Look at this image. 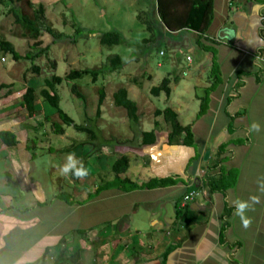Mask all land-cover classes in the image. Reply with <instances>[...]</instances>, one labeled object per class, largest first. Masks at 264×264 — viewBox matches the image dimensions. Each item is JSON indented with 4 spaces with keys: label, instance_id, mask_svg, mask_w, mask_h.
<instances>
[{
    "label": "crops",
    "instance_id": "0c3cea01",
    "mask_svg": "<svg viewBox=\"0 0 264 264\" xmlns=\"http://www.w3.org/2000/svg\"><path fill=\"white\" fill-rule=\"evenodd\" d=\"M170 35L171 37L164 36L161 40L165 46L166 43L169 44V49L180 43L183 35L190 36L187 37L190 43H187L185 55L192 56L194 62L187 65L183 57L184 60H181L179 66L180 72L182 64L188 71L193 72L196 82L190 83L189 88L194 90L195 87L207 86L208 82L204 78L208 67L202 69L203 81L195 70L204 57V61L208 60L209 53H201L195 46V33H186L180 38L176 33ZM206 35L216 41L214 48L223 76V82L210 94L208 109L201 116H197V110L188 115V119H181L179 110L182 106L179 102L182 100L173 102L177 106L174 107L170 105V96L167 98V105L159 108H172L182 125L191 126L195 145L190 147L168 144V126L162 115H158L151 122L145 121L146 127L145 122L140 126L138 120V123L133 125L137 132L134 140L117 139L115 147L119 142L123 149L112 151L114 155H111V158L106 157L105 160L107 169L110 170L113 160L120 155H127L129 167L121 177L135 181L153 177L170 179L172 182L153 189L122 192L110 187L94 193L98 185L113 177L110 175V178L104 179L100 174L101 168L94 170L95 185L90 193L88 192L91 213L96 202L109 201V204L110 200L114 199L121 203L122 199L127 201L130 195L138 194L137 200L127 213L122 212L121 203L118 206L120 209H108L107 212H110L102 221L98 218L90 224V227H98L104 222L110 223V226L103 230V234L107 235L106 231H110L112 235L106 237L105 243L102 242L106 245L105 253H108L107 264H264V194L259 193L257 185V178L264 176V0H213V20ZM159 52L160 50L158 54ZM176 53L180 54V51ZM170 61L171 59L167 58L163 63L166 62L172 67ZM172 61H176L174 57ZM177 61L180 62L179 59ZM236 73L240 74L239 85L224 109V100L236 82ZM252 121L260 123L261 131L249 135L248 126ZM155 123L158 124L155 128L156 140L151 144L138 145L141 131L154 129ZM2 130L13 132L18 140L14 146H6L0 140L1 155L3 154L6 160L7 178L2 184L12 182L14 185L15 181L21 190L27 189L35 196L34 205L45 204L42 187L29 178L32 159L26 146L35 144L29 141L28 132L18 133L17 129L8 127L7 123L1 125L0 131ZM93 147L92 151L96 152L100 166L105 157L101 156L103 153L99 146ZM195 153L199 154V158L191 163ZM221 158L220 162H216ZM209 168H212L211 174L215 176L228 170L237 171L235 184L224 192L209 191L201 184L204 173ZM190 190L198 191V197L187 203L197 212V219L191 224L176 222L174 202L177 199L182 201L183 196ZM252 194L260 196V203L246 213L251 217V224L245 228L241 219L234 215L232 201L237 198L247 200ZM2 197L5 202L10 196L5 194ZM138 199L143 204L138 205ZM59 200H56L58 204L55 203V206L60 208L59 213L61 215L62 212L63 219L59 217L56 224H61L66 216L65 204ZM148 202H153L154 205ZM168 202L172 203L173 217L164 214L159 208V205L164 207ZM140 206L143 207L142 210L149 211L148 217L143 221L139 217L142 211H138ZM226 207L230 208L228 214L224 210ZM6 212L0 204V264H39L38 261L46 248L50 249L45 260L54 255L56 260L57 252L54 253L51 247L58 244L61 238L66 240L64 233L47 231L26 248H21L19 242H22L23 238L17 236L10 239L9 235L14 234L17 228L25 229L24 225H28L30 219L19 218L17 213L12 215L13 213ZM96 233L99 234L98 231ZM121 238L123 240L118 242ZM102 239L103 237H100V240ZM165 250L169 251L166 261L160 263ZM78 253L80 254V251ZM50 259L53 260V257ZM80 260L76 259L74 264H81ZM53 263L56 264L55 261Z\"/></svg>",
    "mask_w": 264,
    "mask_h": 264
},
{
    "label": "rangeland",
    "instance_id": "374dc122",
    "mask_svg": "<svg viewBox=\"0 0 264 264\" xmlns=\"http://www.w3.org/2000/svg\"><path fill=\"white\" fill-rule=\"evenodd\" d=\"M153 2L155 0H12L11 2L3 0L0 3V36L11 41L19 53L24 54L25 51L30 50V45L34 42H39L37 49L48 45V49L35 58L33 63L29 60L14 61L9 54L1 55L5 57L4 61L0 59V83L11 84L0 90V127L7 123L8 127L17 129L18 133L28 132L30 142L35 139L32 141L35 146L30 149V154H33L34 157L29 178L33 183L42 187L43 195H45V204L34 205L36 198L29 190H21L15 181L14 185L12 182L11 184H2L7 179L6 160L0 151V204L5 208L6 213H13L12 215L17 213L19 218L28 217L30 219L28 225L24 222L27 225H24L25 229L17 228L14 234L9 235L10 239H15L17 236L23 238V241L19 242V247L26 248L28 244L36 241L47 231L51 230V233L61 231L66 235L67 247L64 253L68 257V261H70L69 254L76 250L78 244L81 246L80 248H83V251L82 249L78 250L80 251L81 264H107L108 253H105L106 245H104L106 241L102 243L100 237L111 236L110 231H106L107 235H99L96 233L98 228H94L87 231L85 237L74 235L70 231L74 228H88L98 218L102 221L109 214L108 209L113 210V207L114 210L120 209L118 206L121 203H123L120 206L123 209L122 212L127 213L137 200L138 194H133L127 201L122 199L121 203L114 199L110 200L109 204H107L109 201L96 202L93 205L92 213L90 212L89 193L96 181L94 170L101 168L100 174L103 178H110L112 174L107 169L106 157L111 158L110 156L114 155L112 151L123 149L119 142L115 147V144L117 145L115 141L122 138L134 140L137 135L134 127L136 124L131 125L125 111L114 105L112 93L120 86L127 88L129 97L137 103L140 126H142L141 123L151 122L157 117L154 115V111L167 105L169 96L170 105L174 107L177 106L173 102L182 100L179 102L182 106L179 110L182 115L181 119H188V115L198 110L199 102L195 98V88L194 90L189 88L190 83L196 82L193 72L188 71L184 64H182L181 72L179 71V66L184 60L183 57H186L184 53H186L185 49L189 42L187 37L190 38V36L183 35L180 43H176L175 47H170V49L168 43L165 46L164 42H157L153 36L149 43L142 41L144 38H149L151 34L146 31L145 26L138 19L143 16L141 12L143 10L151 14H153L151 12L153 10L155 15L154 6L152 8ZM39 4L44 7L45 25L55 32H60L59 39L53 38L44 29H41L35 37V29L24 28L15 23L10 12L11 7L22 14L32 16ZM111 30L120 32L124 42L108 48L99 43L98 36L102 32ZM190 41L192 42V40ZM172 49L173 51H171ZM159 50L163 51L162 54L159 52L160 55L158 54ZM179 51L180 54L176 53ZM111 54L120 55L122 65L119 69L107 71L105 74L99 75L95 81L90 76H84L76 81L78 90L84 95V101L71 94V81H62L57 86L61 109L73 118L74 122L80 124L89 122L99 128L97 138L93 140L92 144L97 143L95 148L99 146L103 153L101 156L105 157L104 162H100V167L96 152L92 151L93 153L90 155L85 153L90 146L87 143L83 146L77 145V149L73 147L75 150L72 148L64 151L65 148L73 144L87 142L86 133L76 131L72 126H64V133L56 134L52 129L51 121H58V117L55 113H50L49 121L44 119L43 110L46 105L42 103L38 91L42 87L43 77L52 73L63 76L73 68L102 67ZM179 55L180 62L178 63L175 56ZM173 57L176 60L174 63ZM167 58L171 59L172 67L166 62L163 63ZM204 59L205 57L195 70L201 81H203L202 69L209 68L207 60L204 61ZM52 62L55 63L54 67ZM33 65L39 66V72L36 73L31 69ZM208 68L205 72V81H207ZM167 76L173 79L170 83V95L166 97L164 92L153 95L150 88L160 85L162 79ZM175 76H178L177 80L174 79ZM28 85L35 87L36 102L41 108L40 113L31 117H27L21 103L22 93ZM100 88L104 90V99L99 114H96ZM8 91L9 93H7ZM46 109L47 111L51 110L48 107ZM101 144H103L102 147ZM92 148L94 149V147ZM69 152H74L87 164L89 169L87 177L77 181L69 175L60 174L59 165L64 162L66 154ZM59 178L62 180L59 181ZM59 191L72 195L76 202L68 205L61 201L65 204L66 216L61 224H56L59 222V217L63 219L62 212L61 215L59 213L60 208L55 206V203H58L54 197ZM5 194H9L10 197L4 202L2 195ZM137 202L138 205L143 204L139 202V199ZM148 204L154 205L153 202H148ZM159 208L164 214L173 217L172 203H165L164 207L159 205ZM142 209L143 207L140 206L138 211ZM148 215L149 211L146 209L139 213L142 221ZM116 224L118 223L116 222ZM122 240L123 238L118 242ZM52 257L53 260L50 259ZM79 258L77 257V259ZM53 261H55V255L48 256L43 264H54ZM68 261L61 259L59 264H73Z\"/></svg>",
    "mask_w": 264,
    "mask_h": 264
},
{
    "label": "trees",
    "instance_id": "16d2710c",
    "mask_svg": "<svg viewBox=\"0 0 264 264\" xmlns=\"http://www.w3.org/2000/svg\"><path fill=\"white\" fill-rule=\"evenodd\" d=\"M2 1L3 0H0V3H2ZM9 1L11 2L12 0ZM255 1L259 2L261 0ZM153 6L155 9V15L153 10L151 11L153 12V14L145 12L143 10L141 11L143 13V16L138 19L145 26L146 31L151 34L149 38H144L142 40L143 42L149 43L151 41L152 36L154 37V40L156 39L157 42H161L164 36L171 37L170 34L172 33L178 34L179 38L186 33H195V46L200 50L201 53H209V58L207 60L209 64L207 74L208 85L205 87H195V97L199 100V109L197 112V116H201L206 112L209 107L210 94L223 82L222 72L217 61L216 49L214 48V44H216V41L206 35L213 20V0H155V2H153L152 4V8ZM10 12L14 18L15 23L22 25L24 28L32 27L33 29H35V37H37L41 29H44L55 39H59L61 37L60 32H55L52 28L45 25L44 7L42 4H39L38 8L34 10L32 16L22 14L21 12L15 10L13 7L10 8ZM98 38L99 43L108 48H111L115 45H119L124 42V39L120 32L115 30L102 32L99 34ZM38 43L39 42L32 43V45H30L31 49L25 51L24 54H21L15 49L11 41H9L3 36H0V57H2L1 55L3 54H9L14 61L29 60L33 63L35 58L39 57L43 52L48 49V45L44 48L37 49ZM185 56H187V54ZM176 58L180 59V55L176 56ZM121 65L122 59L120 55L111 54L107 57V61L105 64H103L102 67L79 69L73 68L70 69L69 72H67L63 76L52 73L48 76L43 77L42 87L39 89L38 93L42 98V103H44L46 107L51 109L47 111L46 107H44V119L49 121L50 113H55L58 117V121H51L53 131L56 134H63L64 126H72L76 131L86 133L87 142L83 141L81 143L73 144L72 146L65 148L64 151H68L73 147H76L77 145L83 146L87 143L90 146L88 148V151H86L85 153L87 155H90L92 153V147L95 146V143L92 144V142L94 139L97 138V131L99 130V128L89 122L88 124H80L74 122L73 118H71L66 112H64L59 105L60 97L58 95L57 86L61 84L62 81H71V94H73L76 98L84 101V95L78 90V85L76 84V81L82 79L84 76H90L92 80L95 81L97 80L99 75L105 74V72L107 71H115L119 69ZM52 66H55L54 62H52ZM31 69L36 73L40 70L39 66L37 65H33ZM235 77L236 82L233 85V88H230L225 97L224 109L230 103L231 98L233 97V94L235 93V90L239 85L240 74L236 73ZM174 79L177 80L178 76H175ZM172 80L173 79H171L170 76L164 77L160 85H154L150 88V92L153 95H158L160 92H164L166 97H168L171 92L170 83ZM10 85L11 84L0 83V90ZM7 93H9V91ZM103 99L104 90L103 88H100L96 114H99L100 112V107L103 102ZM112 101L115 106L120 107L125 111L126 116L129 119L131 125L138 123V106L137 103L129 97L126 87H118L112 93ZM21 103L26 111L27 117H31L34 114L40 113L41 108L36 102V89L34 86L28 85L25 87L24 92L21 96ZM154 115H162L164 122L168 126V144H181L190 147H193L195 145L191 126L182 125L178 120L177 113L172 108H158L154 111ZM157 126L158 124L155 123L154 129L148 131H141L138 145L153 143L156 140L155 128ZM0 140L6 146H14L18 143L15 134L8 130L0 131ZM26 147L30 151V149H32L34 145H29ZM30 155L32 159L34 156L33 154ZM198 158L199 154L195 153V155L191 158L190 162L193 163L198 160ZM221 160L222 158L218 159L216 162H220ZM85 165L88 168L86 163ZM128 167L129 157L127 155L118 156L115 160L111 162L110 171L113 177L110 180L104 181L102 184L98 185L94 193H99L101 190L110 187L117 188L122 192L131 191L134 189H153L157 187L167 186L172 182V180L170 179H158L153 177L148 178L146 180L138 181L131 180L127 177H121L120 175L124 173L128 169ZM211 169L212 168H209L204 173V177L201 183L202 186L206 187L209 191L224 192L226 189L231 188L235 184L237 179V171L228 170L227 172H222L215 176L214 174H211ZM69 177H71L73 180L78 179L72 175H69ZM55 195L57 199L66 202L68 205L76 202L72 198V195L66 194V192L59 191ZM180 202L181 199H177L174 202L175 221L186 222L190 224L194 223L197 219V212L192 209L191 204H186L184 207H181ZM227 208L228 207L224 209L226 214L230 212V208ZM232 210L233 209L231 208V211ZM108 225L110 226L109 222H104L98 227L74 228L70 231V233L74 235L76 234L80 237H85L87 231H91L94 228H98L99 235H102L103 230H106ZM221 236L222 233L220 232V239ZM105 241L106 236L103 237L101 242ZM66 247L67 245L65 238H61L58 244L51 247V249H55L58 253L55 260L56 264H59L61 259H66L68 261V257H66L64 253ZM80 247L81 246L77 244L76 250L69 254V259L71 262H68L73 264L75 263L77 257L79 258L80 256L78 250L82 249L83 251V248ZM49 249L50 248H46L43 253V256L38 261L39 264L44 263L45 257L47 256ZM168 253V250H165L162 253L160 263L166 261Z\"/></svg>",
    "mask_w": 264,
    "mask_h": 264
},
{
    "label": "clouds",
    "instance_id": "9594fccd",
    "mask_svg": "<svg viewBox=\"0 0 264 264\" xmlns=\"http://www.w3.org/2000/svg\"><path fill=\"white\" fill-rule=\"evenodd\" d=\"M261 131V125L258 121H252L248 126L249 135L253 133H259ZM59 172L63 176L72 175L76 178H84L88 176L89 169L86 167L84 161L77 157L74 152L66 154L64 162L59 165ZM258 191L264 194V176L257 178ZM260 203V196L252 194L247 200L234 199L232 205L234 207V215L238 216L245 228L251 224V217L247 216L246 213L251 211L256 204Z\"/></svg>",
    "mask_w": 264,
    "mask_h": 264
},
{
    "label": "built area",
    "instance_id": "2783aa9c",
    "mask_svg": "<svg viewBox=\"0 0 264 264\" xmlns=\"http://www.w3.org/2000/svg\"><path fill=\"white\" fill-rule=\"evenodd\" d=\"M163 51H160V54H162ZM2 61L5 60V57H1L0 58ZM192 63V57L190 55L186 56V64L189 65ZM184 74H186V72H184ZM198 195V191L196 190H190L188 191L182 198V201L180 202V206L184 207L188 202H191L193 200L194 197H196Z\"/></svg>",
    "mask_w": 264,
    "mask_h": 264
}]
</instances>
